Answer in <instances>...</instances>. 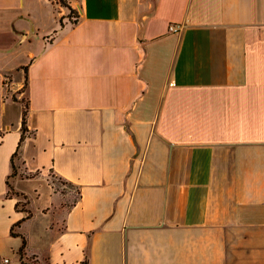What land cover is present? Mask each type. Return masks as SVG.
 Listing matches in <instances>:
<instances>
[{
  "label": "crops",
  "instance_id": "0c3cea01",
  "mask_svg": "<svg viewBox=\"0 0 264 264\" xmlns=\"http://www.w3.org/2000/svg\"><path fill=\"white\" fill-rule=\"evenodd\" d=\"M70 5L0 0V263L264 264V0Z\"/></svg>",
  "mask_w": 264,
  "mask_h": 264
},
{
  "label": "trees",
  "instance_id": "16d2710c",
  "mask_svg": "<svg viewBox=\"0 0 264 264\" xmlns=\"http://www.w3.org/2000/svg\"><path fill=\"white\" fill-rule=\"evenodd\" d=\"M61 4L66 5L71 10L73 9L72 6L69 3L64 2V0H61ZM60 21H61V24H63L62 18L60 19ZM74 21H76V20H74ZM26 68L27 67H25V69ZM23 103H24V99H23ZM28 108H29V103L26 100V103H24V108H23L22 135H21V138H20V141H19V144H18L17 151L13 154V158H12V162H13V175L16 173V164H15L14 158L20 153L21 146H22V143H23V141L25 139V135H26V131H27V113H28ZM29 176H32V175H29ZM53 177L55 178L56 176H53ZM55 179H58V181H60L61 184L63 183V184H66L69 187L75 188V185L73 183H71L70 181H67V180L63 179L62 177H56ZM53 182L55 183L54 179H53ZM57 188H59V187H57ZM9 193L10 194H15L17 192H15L12 187H10ZM77 193H79V191ZM72 201L76 202L77 201V198H75ZM24 243H26V242H24Z\"/></svg>",
  "mask_w": 264,
  "mask_h": 264
},
{
  "label": "rangeland",
  "instance_id": "374dc122",
  "mask_svg": "<svg viewBox=\"0 0 264 264\" xmlns=\"http://www.w3.org/2000/svg\"><path fill=\"white\" fill-rule=\"evenodd\" d=\"M54 2L55 1H57L58 3H60V5H62V6H65V7H67L66 5H63V4H61V0H53ZM64 2H66V3H69L70 4V0H64ZM68 8V7H67ZM68 16H69V18L72 20V21H74V20H77V17H78V11L77 10H75V9H69L68 8ZM63 21V20H62ZM47 23H49V21H46ZM46 23V24H47ZM24 103H26V99L24 98ZM56 178V177H55ZM54 177H53V179H54V181H55V185L57 186V187H59V189L60 190H65V192L66 193H68L69 192V190H70V194L69 195H67V199L69 200V201H72V200H74L75 198H77V196H78V191H77V188L75 187V188H72V187H69V186H67L66 184H61L60 183V181H58V179H55Z\"/></svg>",
  "mask_w": 264,
  "mask_h": 264
},
{
  "label": "built area",
  "instance_id": "2783aa9c",
  "mask_svg": "<svg viewBox=\"0 0 264 264\" xmlns=\"http://www.w3.org/2000/svg\"><path fill=\"white\" fill-rule=\"evenodd\" d=\"M181 29V27L179 25H177L176 23H171L169 25V30L170 31H179Z\"/></svg>",
  "mask_w": 264,
  "mask_h": 264
},
{
  "label": "water",
  "instance_id": "95a60500",
  "mask_svg": "<svg viewBox=\"0 0 264 264\" xmlns=\"http://www.w3.org/2000/svg\"><path fill=\"white\" fill-rule=\"evenodd\" d=\"M1 264V263H0Z\"/></svg>",
  "mask_w": 264,
  "mask_h": 264
}]
</instances>
